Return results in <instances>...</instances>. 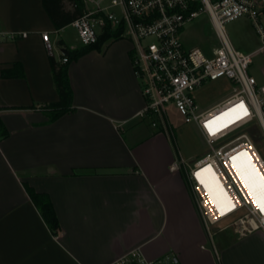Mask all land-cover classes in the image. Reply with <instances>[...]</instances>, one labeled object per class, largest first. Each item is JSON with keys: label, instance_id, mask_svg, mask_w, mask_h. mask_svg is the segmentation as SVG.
I'll return each mask as SVG.
<instances>
[{"label": "crops", "instance_id": "crops-1", "mask_svg": "<svg viewBox=\"0 0 264 264\" xmlns=\"http://www.w3.org/2000/svg\"><path fill=\"white\" fill-rule=\"evenodd\" d=\"M66 26L44 0H0V264H115L136 249L168 264H264V227L240 235L225 224L211 239L184 163L154 148L168 136L140 116L129 39L70 62L72 110L50 120ZM26 186L50 195L57 233Z\"/></svg>", "mask_w": 264, "mask_h": 264}, {"label": "built area", "instance_id": "built-area-1", "mask_svg": "<svg viewBox=\"0 0 264 264\" xmlns=\"http://www.w3.org/2000/svg\"><path fill=\"white\" fill-rule=\"evenodd\" d=\"M85 12L74 26L81 43H96L107 30L119 32L118 38L131 41V59L139 79L145 105L140 111L153 128L169 130L168 109L175 107L185 121L194 123L205 139L203 156L192 163L183 162L204 226L213 239L212 227L239 214L223 228L233 227L244 235L264 227V213L253 205L254 197L237 176L231 157L247 152L264 177V159L253 139L258 125L264 133V83L251 72L254 54H264V0H83ZM207 13L219 45L205 51L185 45L182 34L187 23ZM249 18L261 45L251 52L236 49L230 43L224 24L239 17ZM51 32L42 36L50 51ZM68 58L64 56L63 62ZM227 78L233 83L223 100L205 107L196 92L207 80ZM243 103L247 110L236 108ZM235 109V111H229ZM223 114V115H222ZM211 122V123H209ZM211 166L226 193L231 210L221 215L202 175L195 173ZM115 264H168L166 258H146L139 249L116 260Z\"/></svg>", "mask_w": 264, "mask_h": 264}, {"label": "rangeland", "instance_id": "rangeland-1", "mask_svg": "<svg viewBox=\"0 0 264 264\" xmlns=\"http://www.w3.org/2000/svg\"><path fill=\"white\" fill-rule=\"evenodd\" d=\"M224 29L230 43L238 50L251 52L261 45L251 20L245 16L227 21L224 24ZM57 37L64 39L65 45L70 49L82 45L77 29L71 24L67 25L60 34H57ZM182 38L186 46H199L205 51L209 50L212 46L219 45L218 37L214 32L210 17L207 13L187 23L184 27ZM251 72L256 75L260 84L264 83L263 53L258 52L254 54V64L251 67ZM232 89L233 83L227 78L207 80L197 90V100L202 106L209 107L227 97ZM168 117L174 133L171 129H167L164 132L162 131L161 136H168L169 146L167 147L165 144L156 143L154 148L168 156L172 154L175 161L182 165L184 161L192 163L201 158L206 151L207 145L197 125L186 122L185 117L173 106H170L168 109ZM147 120L149 121V119ZM148 129L151 135H153L154 130L150 127ZM252 134L258 139L257 147L264 159V133L256 125L252 130ZM238 215L236 213L219 222L212 227V232L217 231L220 227L231 222Z\"/></svg>", "mask_w": 264, "mask_h": 264}, {"label": "trees", "instance_id": "trees-1", "mask_svg": "<svg viewBox=\"0 0 264 264\" xmlns=\"http://www.w3.org/2000/svg\"><path fill=\"white\" fill-rule=\"evenodd\" d=\"M68 1L73 4L72 10L65 9L64 0H44V5L58 28L71 24L85 12L86 7L83 0ZM118 35L119 32H111L107 30L100 36L96 43L89 45L82 44L75 49H68L69 54L66 56L68 58L66 62L57 61L53 56L51 57L53 76L56 88L59 92V100L47 104L50 120H55L72 110L73 89L69 77L70 62L79 59L81 56L95 48H101L107 41L119 39ZM61 43H64L63 40H61ZM169 129L173 132L171 125L169 126ZM162 131L163 128L156 129V131H153V135ZM252 137L255 143L258 144L256 136L253 135ZM26 188L52 233H57L60 228V221L50 195L47 192L36 191L31 186H26Z\"/></svg>", "mask_w": 264, "mask_h": 264}, {"label": "snow or ice", "instance_id": "snow-or-ice-1", "mask_svg": "<svg viewBox=\"0 0 264 264\" xmlns=\"http://www.w3.org/2000/svg\"><path fill=\"white\" fill-rule=\"evenodd\" d=\"M236 108L242 109L244 115H247V110L245 109L243 103L237 105ZM229 111H235V109H230ZM230 159L232 161V167L239 169L237 171V176L241 177V183H243L244 187L249 190V196L254 197L253 205L257 207L261 213H264V177H261L258 169L255 164L252 163L247 152H238ZM238 161H240L239 165L237 164ZM209 171H211V166L201 169L196 172L195 175L200 178L202 173ZM200 182L204 183L203 180ZM223 191L224 190L221 189V192ZM224 194L226 195V193ZM233 207L234 205H230L229 210ZM221 215H224L223 211H221Z\"/></svg>", "mask_w": 264, "mask_h": 264}, {"label": "bare ground", "instance_id": "bare-ground-1", "mask_svg": "<svg viewBox=\"0 0 264 264\" xmlns=\"http://www.w3.org/2000/svg\"><path fill=\"white\" fill-rule=\"evenodd\" d=\"M239 163L240 161L237 162L238 165ZM201 175L202 180L210 191L213 199L219 204L223 212H227L229 210V206L232 204L227 201L226 195L224 194L225 192H221V189L224 190V188L222 187L214 172L211 170L209 172H204Z\"/></svg>", "mask_w": 264, "mask_h": 264}, {"label": "water", "instance_id": "water-1", "mask_svg": "<svg viewBox=\"0 0 264 264\" xmlns=\"http://www.w3.org/2000/svg\"><path fill=\"white\" fill-rule=\"evenodd\" d=\"M63 52H64L65 54H68V53H69V51H68L67 49H64Z\"/></svg>", "mask_w": 264, "mask_h": 264}]
</instances>
